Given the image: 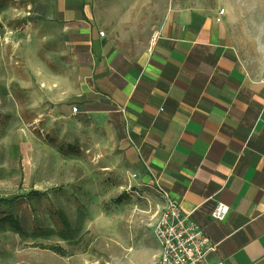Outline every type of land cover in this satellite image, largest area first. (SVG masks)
I'll return each instance as SVG.
<instances>
[{
  "label": "crops",
  "instance_id": "1",
  "mask_svg": "<svg viewBox=\"0 0 264 264\" xmlns=\"http://www.w3.org/2000/svg\"><path fill=\"white\" fill-rule=\"evenodd\" d=\"M168 1L150 45L133 56L100 35L92 0H59L73 79L57 88L75 115L119 138L142 183L206 232L215 249L205 264H264V75L242 64L224 14ZM15 83L30 117L37 90ZM220 203L229 207L222 221L212 217Z\"/></svg>",
  "mask_w": 264,
  "mask_h": 264
},
{
  "label": "rangeland",
  "instance_id": "2",
  "mask_svg": "<svg viewBox=\"0 0 264 264\" xmlns=\"http://www.w3.org/2000/svg\"><path fill=\"white\" fill-rule=\"evenodd\" d=\"M58 2L0 0V198L8 200L0 205V264H155L153 229L164 207L157 186L134 177L119 138L73 115L57 88L73 79ZM92 3L105 37L135 56L150 45L169 1ZM194 4L225 12L242 64L264 75V0ZM16 79L37 90L30 117V97ZM50 84L57 91L52 98L45 92Z\"/></svg>",
  "mask_w": 264,
  "mask_h": 264
},
{
  "label": "built area",
  "instance_id": "3",
  "mask_svg": "<svg viewBox=\"0 0 264 264\" xmlns=\"http://www.w3.org/2000/svg\"><path fill=\"white\" fill-rule=\"evenodd\" d=\"M220 14H224V11H220ZM100 35L104 36L105 33L101 31ZM156 37L157 34L154 39ZM72 112L78 113V108L73 107ZM158 190L164 200V207L153 229L160 248V255L155 264H205L215 245L206 232L191 220L189 215L182 212L177 200L161 188ZM228 212L229 207L220 203L213 211L212 217L222 221Z\"/></svg>",
  "mask_w": 264,
  "mask_h": 264
},
{
  "label": "trees",
  "instance_id": "4",
  "mask_svg": "<svg viewBox=\"0 0 264 264\" xmlns=\"http://www.w3.org/2000/svg\"><path fill=\"white\" fill-rule=\"evenodd\" d=\"M0 28H2V23L0 22ZM59 188H54V189H51V190H48L46 192H31L30 194L33 195V196H41V195H47L49 194L50 192H53V191H57ZM8 200L6 199H0V205L4 204V203H7ZM4 221L10 223V225H12L16 230H20V226L19 224H17V222L13 219L12 216H7L3 219Z\"/></svg>",
  "mask_w": 264,
  "mask_h": 264
}]
</instances>
